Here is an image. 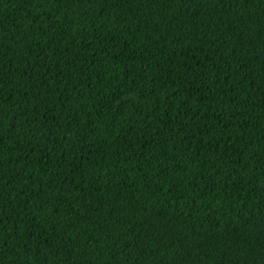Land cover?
<instances>
[{"label": "trees", "instance_id": "16d2710c", "mask_svg": "<svg viewBox=\"0 0 264 264\" xmlns=\"http://www.w3.org/2000/svg\"><path fill=\"white\" fill-rule=\"evenodd\" d=\"M0 264H264V0H0Z\"/></svg>", "mask_w": 264, "mask_h": 264}]
</instances>
